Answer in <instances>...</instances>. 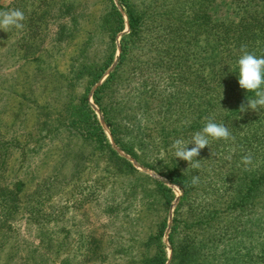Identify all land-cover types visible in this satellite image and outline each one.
<instances>
[{"label": "trees", "instance_id": "1", "mask_svg": "<svg viewBox=\"0 0 264 264\" xmlns=\"http://www.w3.org/2000/svg\"><path fill=\"white\" fill-rule=\"evenodd\" d=\"M17 1L18 9L28 15L27 30L38 28L32 31L36 36L43 32L40 20L51 6L58 2L65 6L59 5L62 10L56 11L54 20L62 14L69 16L68 23L76 24L58 28L57 53L61 48L66 52L74 38L81 37L74 43L65 73L60 74L63 91H53L55 76L42 86L51 93L41 108L49 113L57 98L55 103L63 110L56 113V123H39L34 140L46 139L52 146L57 134L64 132L66 139L77 138L80 147L95 158L90 159L92 165H83V159L74 161L70 151L58 158L48 156L59 143L49 146L47 153L20 135L0 137L2 264H53L63 249L72 251L82 264H264V108L240 111L254 93L240 88L237 67L242 47L264 56V0H231L234 14L221 18L210 10L215 0H147L145 6L144 1L117 0L129 22L128 32L122 34L124 18L114 0H104L103 16L90 19L99 28L87 29L78 26L77 15L70 14L72 0ZM11 30H0V38ZM24 44L22 58L29 61L40 43L28 39ZM93 45L105 47L103 59L86 58ZM117 46V62L110 68ZM34 68L40 71L41 63ZM31 87L29 83L24 96L31 95L32 104L37 105ZM89 93L111 141L89 103ZM209 120L225 124L232 138L210 139L196 158L200 167L194 169L175 158L171 145L176 139L190 140ZM249 153L253 162L246 171L241 158ZM53 159L55 166L49 162ZM131 159L167 181L139 171ZM95 162L99 170L95 179L104 177L99 184L108 192L92 200L114 204L105 208L109 217L105 224L68 247L63 241L72 226L60 223L58 207L73 215L77 204L89 196L80 191L81 197L72 198L79 176L88 178L84 169ZM76 164L82 168L79 176H75ZM193 176L199 177L195 186ZM122 177L129 185L125 183L123 192H118L115 188ZM59 180L66 181L57 185ZM167 182L181 191L170 226L167 214L161 213L167 212L175 197ZM61 192L65 199L58 197ZM125 199L131 202L123 205ZM21 216L42 230L46 255L36 251L34 242L17 239L10 223ZM168 226L171 255L166 263L161 239Z\"/></svg>", "mask_w": 264, "mask_h": 264}, {"label": "rangeland", "instance_id": "2", "mask_svg": "<svg viewBox=\"0 0 264 264\" xmlns=\"http://www.w3.org/2000/svg\"><path fill=\"white\" fill-rule=\"evenodd\" d=\"M70 2V0H67ZM66 1V2H67ZM74 5L73 8L70 9V14H75L78 16V26H80L83 29H87L90 26L99 28L98 23H91L90 19L93 18V16L100 15V17L103 16L104 11L106 10V4L104 0H72ZM116 5L119 7L123 18H124V29L122 30L121 34L124 32H128L129 29V22L127 15L125 13V9L121 4L118 3L117 0H114ZM144 1L142 2L143 5H146L147 0H139ZM18 1L17 0H0V11H7L9 9H18L17 6ZM60 2L54 3L52 8L49 11L48 15H45L40 20V27L39 30H43L41 34H38L36 36V33H33L32 31H37V27L33 26L32 30H27V27L29 26V22L25 23L23 21L24 27L23 29L16 30L12 29L11 32L4 38H0V137H11V135L16 136H22L23 141H31L37 143L38 147H42L41 151L49 153V148L54 146L55 144H58V147L55 149V151H51L52 154L48 156H52L54 158L62 157L65 155L68 151H70L71 155H74V161H78V157L83 159V165H92V161L90 159L95 158V155L93 154V157L87 154L88 150L81 148L79 143L76 142L77 138L72 139H66L64 136V132H60L57 134L58 141L52 143V146H50L48 141L46 139H42L41 141H36L34 139L38 138L39 134L32 135L36 132L37 127L46 121L49 124L56 123V113L58 111H62L63 107L53 103V110L47 113L46 109L41 108V105L45 104V102L49 99V93H51V90L47 88V90L43 89V84L47 83V81L55 76V82L56 87L53 89L55 93H59L60 91H63V79H61L60 74L65 73L66 71V64L68 59L71 55H73V51L76 48L74 46L75 41L81 40V37L74 38V40L70 43V46L67 48V51L64 52L62 48L59 50V52H56V49H59L60 44H56L54 39L56 38L58 28L60 26L67 24V27H72L71 25H74L76 23H68L69 16H62L58 17L56 20H54L53 15L57 12L60 13L59 8ZM142 5V6H143ZM62 6V5H61ZM65 7V6H62ZM29 7H27V11ZM50 8V7H48ZM21 9V8H19ZM211 12L214 14L215 17L221 18V17H227L232 16L234 14V6L231 3V0H215L213 5L210 7ZM28 14V13H27ZM82 15V17H81ZM25 18H28V15L25 16ZM119 34L117 39V45L119 44L120 36ZM41 36V39L39 38ZM28 39H35L36 43H40V48L38 52L35 54L34 58L28 61L25 58H22V53H25V42ZM39 39V41H37ZM105 47L103 45H98L91 47L87 51L86 58L89 61H98L100 58H104L105 55H102L104 53ZM64 52V53H62ZM119 48L117 46V49L115 51L114 61L110 68H112L113 65L117 62V56L119 55ZM40 59V61H37ZM41 63V69L43 67H47V69L42 70L41 72H45L44 74H40L38 72H35V64ZM57 72H54V71ZM38 73V74H37ZM106 77V73L104 74V77L101 79L100 82L104 80ZM61 79V81H60ZM33 82L34 85L31 83ZM30 83L32 85V90H34V93H36L37 98V105H33L31 102L32 96L25 97L24 94L28 90L27 85ZM61 83L60 86H58ZM96 86V85H95ZM94 86V87H95ZM93 87V88H94ZM80 90V87L77 89V91ZM70 93V92H69ZM79 92L75 91L76 98L79 97ZM92 94L89 93V103L92 105L95 113L97 114L100 123L103 125V128L105 129V132L108 136V139L111 141V136L109 134L108 127L104 124L103 117L97 106L94 104L92 99ZM32 106V107H31ZM40 123V124H39ZM35 136V137H34ZM50 146V147H49ZM36 151L30 152L29 156L32 154H35ZM120 153H123L120 151ZM134 166L141 172L155 176L156 178L164 179L160 175H157L153 170L143 167L139 165L136 161L131 159ZM50 164L56 165L57 160L53 159L49 161ZM48 163V161H47ZM96 162L95 164L90 168H85L84 173L86 171L89 172L88 178H84L83 176H79L78 173L82 171V168L76 164L74 167L75 176H79L78 181L76 182V192H74L72 198L75 200L77 197L80 196L81 192L83 191L86 194H88V197H83L82 201L77 204V210L73 212V215H70L65 208L59 206L58 211L60 213L61 220L60 223L66 225V226H72V231L70 235L67 236L66 240L63 241V244H66L68 247H70V243L73 245L74 242H76L79 239H84V235L94 228V227H101L102 224H105L107 219L109 218L108 215L105 213L106 206H112L114 203L112 201L103 202L100 203L99 201L92 200L98 193L101 195H104L105 192L100 186V182L104 181V177H102L100 180H96L95 176L99 174V170H95ZM97 167L99 169H104V165L97 162ZM46 170L49 169V167L45 168ZM123 182L119 183L117 187L115 188L118 192H123L125 183H128V179L125 177H122ZM33 182V179L31 180ZM66 181V180H64ZM64 181L59 180L57 182V185L64 183ZM174 190V199L171 203V206L164 211H161L162 215L167 214V222L168 225H171V219L173 217L174 208L177 205V202L179 200V196L181 195V191L179 188L173 184H170L167 182ZM67 188V187H66ZM32 191V190H31ZM114 191V190H113ZM58 197L60 198H66L63 195V192L58 194ZM81 197V196H80ZM116 201V197L113 199ZM131 202L129 199L123 200V205ZM59 203H63L60 202ZM70 203V202H69ZM132 205H135L132 203ZM104 207V209H103ZM26 216V215H25ZM25 216L17 217L15 220H13L10 224L12 226V229H14L17 233L16 237L20 242L27 241V242H34L33 244L37 246L36 251L39 253L46 255L45 249L43 250V240L45 239L42 237V230H36L33 226H30L27 224ZM152 219L153 216H150ZM169 226L166 229L165 235L162 237V242L165 244L166 249V257L167 262L170 259L171 255V248L169 245V242L167 240V233L169 231ZM216 231V230H215ZM65 235V231L61 232V237ZM14 239V238H13ZM12 238L11 240L14 241ZM56 240H60V237L57 236L55 238ZM22 244V243H21ZM41 258V257H40ZM221 258V257H218ZM3 258H1L0 264H2ZM218 264H221V262H216ZM48 264V263H45ZM53 264H82L78 263L75 259L73 252L68 250H61L60 253L56 256V260Z\"/></svg>", "mask_w": 264, "mask_h": 264}, {"label": "clouds", "instance_id": "3", "mask_svg": "<svg viewBox=\"0 0 264 264\" xmlns=\"http://www.w3.org/2000/svg\"><path fill=\"white\" fill-rule=\"evenodd\" d=\"M24 13L19 9H9L0 11V30L5 32L16 29H23ZM241 56L237 61L238 67V83L241 89L248 93H254V98L247 100V105H241L240 111L251 109L257 111L259 108H264V56L257 57L255 54L246 50V47L241 48ZM231 133L228 127L223 123H216L209 120L204 127L193 134L188 141L176 139L171 148L174 149L175 158L188 162L194 169L200 167L199 156L200 151L209 145L211 140H228ZM192 145L191 148L188 146ZM245 170L252 164V155L249 153L241 158ZM199 182L198 176H193L191 184L195 186Z\"/></svg>", "mask_w": 264, "mask_h": 264}]
</instances>
